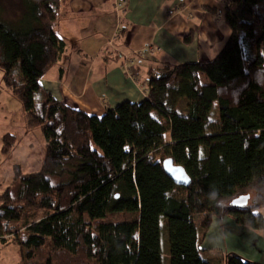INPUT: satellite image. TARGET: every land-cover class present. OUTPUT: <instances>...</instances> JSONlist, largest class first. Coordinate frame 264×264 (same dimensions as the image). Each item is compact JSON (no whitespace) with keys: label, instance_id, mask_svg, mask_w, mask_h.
Segmentation results:
<instances>
[{"label":"trees","instance_id":"16d2710c","mask_svg":"<svg viewBox=\"0 0 264 264\" xmlns=\"http://www.w3.org/2000/svg\"><path fill=\"white\" fill-rule=\"evenodd\" d=\"M62 2L17 0L15 12L0 4L3 80L46 141L41 169L16 165L0 195V242L20 246L23 264H54L57 251L81 256L77 264H163L167 228L170 264H212L200 230L215 217L264 230V0H225L230 35L213 59L150 68L140 81L147 98L101 117L41 83L67 49L57 31ZM16 142L5 134L3 151ZM167 158L185 168L189 186L165 172ZM252 190L260 193L253 204H232ZM113 213L123 217L106 220ZM227 264L263 263L230 255Z\"/></svg>","mask_w":264,"mask_h":264},{"label":"crops","instance_id":"0c3cea01","mask_svg":"<svg viewBox=\"0 0 264 264\" xmlns=\"http://www.w3.org/2000/svg\"><path fill=\"white\" fill-rule=\"evenodd\" d=\"M224 1L63 0L57 31L66 40L67 49L41 83L57 100L99 117L122 102L139 103L147 98L140 81H146L150 68L208 61L218 54L230 35ZM150 43L156 44L158 51L142 53ZM124 55L131 56L132 63ZM126 66L134 69V77L126 72ZM0 94L3 101L2 94L12 96L3 84ZM3 110L2 117L14 116ZM18 118L19 127L10 124V129L0 131L2 152L5 134L24 141L19 136L27 121L25 112ZM17 142L7 153L11 157L4 171L11 179L8 187L16 165L24 173L38 172L45 156L43 149L20 153ZM200 234L203 256L212 264H227L230 255L264 264V230L238 225L226 215L215 217ZM22 254L16 243L0 242V264H21Z\"/></svg>","mask_w":264,"mask_h":264},{"label":"rangeland","instance_id":"374dc122","mask_svg":"<svg viewBox=\"0 0 264 264\" xmlns=\"http://www.w3.org/2000/svg\"><path fill=\"white\" fill-rule=\"evenodd\" d=\"M17 0H0V4L3 5L4 7H9L12 5V3H14ZM14 6V4H13ZM10 7V10L12 12L17 11L15 6ZM131 57V56H130ZM130 63V62H129ZM128 68V67H127ZM126 69V68H125ZM126 72L128 73V69L126 70ZM135 72V71H134ZM202 81L205 82V76L202 75L201 76ZM2 84L5 86V82L3 80V76L2 73L0 71V88L2 86ZM143 89V88H142ZM145 89V88H144ZM1 95V94H0ZM2 97L4 99V101L1 99L0 97V109H4L3 111L5 113L10 112V113H14L13 115H10V117H2V111H0V131H3L6 127L7 129L9 127V125H13L14 127H19L20 126V121H19V116H21V112H24L20 102L12 95H7L4 96L2 94ZM7 99H9V101H7ZM218 105L217 103L214 104L213 108H212V114H211V119L216 120L217 114H218ZM9 113V114H10ZM11 130L12 127H11ZM21 131H23V134H21L20 137V141H22L21 139L24 138V141L22 142H17V149H19L20 153H25L26 151H40L41 149H43L42 151L44 152L45 150V138L43 136L42 130L40 127H30L27 123V121L25 120V124L23 122V126L21 127ZM11 157L7 156V152H2L1 148H0V169H5L2 172H0V195L5 192V190L8 188V185L10 184V177L7 175V173H4V171L6 172V169L8 168V163L10 162ZM14 158V157H13ZM256 198V191L252 190L250 193V198L248 203L250 202L251 204L254 203ZM258 213H261L264 215V212H261L260 210L257 211ZM123 215L117 214V213H113V214H109V216L107 217L106 220H117L122 218ZM30 220V218L27 219H22L19 222H14L13 226H11V229H15L13 230V233H15V231L19 230V231H24L25 229V225L26 223ZM96 223V222H94ZM9 238V237H7ZM162 251H163V264H170V239H169V231L167 228H163V234H162ZM49 252H51V249L49 246L45 247L44 249H40L38 250V254L37 256L39 258H45L47 256V254H49ZM53 254V253H52ZM54 264H77L79 259L81 258L78 257H74V256H70L69 254L62 252V251H57L54 253ZM22 258V257H21ZM16 259V258H15ZM82 260L84 261L85 258L82 257ZM21 264L24 263V261L22 262L21 259Z\"/></svg>","mask_w":264,"mask_h":264},{"label":"water","instance_id":"95a60500","mask_svg":"<svg viewBox=\"0 0 264 264\" xmlns=\"http://www.w3.org/2000/svg\"><path fill=\"white\" fill-rule=\"evenodd\" d=\"M165 172L180 186H189L191 178L185 168L175 163L173 158H167L163 161ZM250 194H242L232 200V204L239 207H244L248 204Z\"/></svg>","mask_w":264,"mask_h":264},{"label":"built area","instance_id":"2783aa9c","mask_svg":"<svg viewBox=\"0 0 264 264\" xmlns=\"http://www.w3.org/2000/svg\"><path fill=\"white\" fill-rule=\"evenodd\" d=\"M158 49H159V47L156 44L150 43L141 52L142 53L146 52L145 54H147V52H149V54L153 55L156 51H158ZM124 56H125V60L128 61V63L129 62L132 63V58L129 55H124ZM125 68H126V70L128 69V74L131 77H134V74H135L134 69H132L130 66H126ZM6 237H10V235L6 236Z\"/></svg>","mask_w":264,"mask_h":264},{"label":"clouds","instance_id":"9594fccd","mask_svg":"<svg viewBox=\"0 0 264 264\" xmlns=\"http://www.w3.org/2000/svg\"><path fill=\"white\" fill-rule=\"evenodd\" d=\"M256 195H260L259 191H257ZM260 211H261V212H264V207H261V208H260Z\"/></svg>","mask_w":264,"mask_h":264}]
</instances>
